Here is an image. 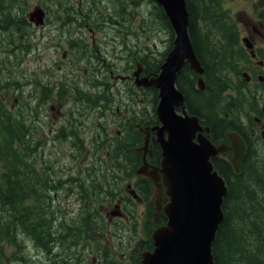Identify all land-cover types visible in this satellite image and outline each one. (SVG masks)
Segmentation results:
<instances>
[{
	"label": "flooded vegetation",
	"instance_id": "flooded-vegetation-1",
	"mask_svg": "<svg viewBox=\"0 0 264 264\" xmlns=\"http://www.w3.org/2000/svg\"><path fill=\"white\" fill-rule=\"evenodd\" d=\"M25 1L21 3H26ZM112 1L109 0L107 3L109 18L102 22L103 25L105 24L102 30L110 32L107 35L99 31L98 27L101 25L96 26L94 18L73 17V10L77 4L69 0L60 1L67 3L68 13L65 15L63 8L61 13L63 16L56 18L48 17L49 9L45 5H34L25 13L21 3L17 2L13 36L18 40L21 39L24 44L13 45L14 49L10 52L0 49V54L4 58L0 62V65L4 64L0 67V80L8 78L11 82V85L0 83V87L6 88L9 98L11 96L10 99L15 103L29 101L31 104L28 103L27 109L31 106L33 112L38 111L37 106H44V119L38 120L33 116L31 120L29 119L28 131L35 137L36 147H41L38 152L43 157L46 152L52 159L54 153L59 152L54 163H42L44 167L42 172L49 177L53 188L47 190L46 194H49L53 204L51 213L53 220L55 218V224L52 221L48 226L50 231L51 229L54 231L55 237L50 239L48 247H43L32 239L35 251L41 249L47 253L44 264L48 262L49 264H83L88 258L84 256L81 248L87 245H92L91 248H94V235L98 238L100 233L99 229L94 232V224H98L96 218L99 216L107 218L109 224L117 220L138 222V218L146 221L147 216H154L158 209V204L156 205L155 202L158 195L155 193L156 188L152 180L137 173L141 165L147 169L159 168L162 158L160 145L153 138L155 131L150 129L158 120L153 117L148 120L139 107L146 90L155 87L137 86L133 73L140 67L139 75H147L146 69H150L148 59L158 56L162 51H155L151 46L146 45L148 39L146 28H142V31L136 30L133 37L131 32L129 34V18L133 14L135 17L136 14L142 15L145 0ZM229 1L208 0V4L213 7V14L209 15L212 18H196L195 26L200 28L201 35L207 36L208 40L227 39L226 43H233L231 48L225 50L230 60L232 58L235 60L233 65L235 69L223 74L225 89L232 91L233 87L228 86L236 87L237 83H241L239 87L245 91L247 98L255 99V103L252 102L255 109L253 110L255 127L261 135L264 131V106H262L264 103V0H238L239 5L230 4ZM149 3L153 4L151 0ZM35 6H40L45 14L40 24H36L29 17L30 11ZM94 9L91 7L89 11L93 16ZM116 29L118 33H114ZM36 36H47L49 41L55 39L53 46L56 45L58 38L61 59L56 63V68L60 71L59 79L54 77L52 70L56 60L50 62L42 72L34 70L27 72L23 69L22 58L27 57L34 50L32 40ZM128 38L131 41H127ZM88 39L91 41L90 44ZM132 39L136 41L132 42ZM74 47L76 51L73 50ZM68 51L78 55H72ZM77 72L83 76L78 75ZM154 72L156 71L152 70L150 74H156ZM200 77L206 85L204 73ZM198 78L199 76L193 82L196 87ZM105 89L109 91L108 96L99 91ZM155 90L153 96L156 99L157 89ZM114 98L121 102L115 103ZM131 101L134 105L129 103ZM114 113L117 114L115 118ZM108 115H111V126L107 123ZM245 115L249 113L246 112ZM39 128L43 139L35 136ZM146 137L147 143H145ZM244 141L248 144L247 140ZM52 148L55 152H51ZM60 154L65 156L66 161L58 162ZM227 155L229 154L224 153L218 156L223 159ZM98 173H101L102 180L98 178ZM159 175L162 197L159 205L163 206L168 198L165 195L160 172ZM100 181H103L101 189L98 188ZM68 183L83 185L87 192L83 202L81 199L84 194L66 191ZM65 195L75 199L71 210L69 204L66 205L61 201V197ZM137 207L140 208L139 213ZM74 211L73 216L81 215L91 219V235L86 238L87 240L84 241L86 244L82 247L78 246V244L82 245L81 242H74L68 247L63 225L56 224L57 220H62L63 215ZM159 211L160 222L164 223L166 217L163 208ZM138 249V242H135L132 258L128 255L129 260L139 258L140 253L147 250V245L140 251ZM107 250L103 249L102 258H98L97 261L99 264H112L109 258L115 256H109ZM15 256L18 259L8 264L27 262L19 260L18 254ZM125 256L127 255L123 254L121 258ZM91 260L93 263L94 255Z\"/></svg>",
	"mask_w": 264,
	"mask_h": 264
},
{
	"label": "trees",
	"instance_id": "trees-1",
	"mask_svg": "<svg viewBox=\"0 0 264 264\" xmlns=\"http://www.w3.org/2000/svg\"><path fill=\"white\" fill-rule=\"evenodd\" d=\"M185 1L189 13L190 38L199 61L204 65L206 85L202 90L194 86L193 82L199 75L188 65H184L177 75L176 85L184 95L189 113L197 115L201 123L210 127V138L213 142L226 140L224 132L235 129L248 143L239 172L233 170L229 155L223 159L212 158L214 168L224 177L228 187L222 203L224 218L212 244L214 261L215 264H264V147L260 148L262 153L259 154L258 144L256 142L252 144L244 127L238 123V120H242L238 114L242 113L243 109L247 108L249 114L255 110L252 106L255 99L247 98L245 91L239 87L241 83H237L236 87L228 86L233 87L232 91L225 89L223 74L235 69L234 58L230 60L225 50L231 48L233 43H226L227 39L208 40L207 36L201 35L200 28L195 26L196 18H209L204 15L213 14V7L208 4V0H198L199 5H196V0ZM152 7L157 10L169 38L166 49L158 56L148 59L150 69H146L147 75H152L150 74L152 70L156 71L154 73L159 71L174 37L173 29L162 7L156 4ZM15 14L14 0H0V49L4 51L14 49L13 44L8 43L12 41L7 40V35H13ZM215 42L217 44H214ZM2 56L0 54V58ZM3 59H0V62ZM3 65L2 63L0 67ZM3 79L0 83L11 85L8 78ZM149 89L156 93L155 88ZM224 92H228L226 97ZM10 100L6 88L0 87V162L5 169L0 173V242L17 246L19 260L28 261L22 252L26 239H33L37 244L48 247L50 239L55 238L54 231L48 229L52 221L55 224V218L53 220L51 213L54 207L49 194H46L47 190L53 188L49 177L42 172L44 170L42 163H54L59 152L54 153L52 159L50 155L48 156L49 153L44 152L43 157L38 152L41 147H36L35 137L30 135L29 123L26 120L27 118L31 120L34 116L32 107L29 106L27 109L28 103H31L27 100H24L25 103L20 101L10 103ZM152 114L153 118H156L155 108ZM245 116L249 120L251 131L255 133V120L249 115ZM71 184L68 183L66 191L84 194L81 199L83 202L87 196L83 185ZM102 184L103 181H100L99 189L102 188ZM76 197L79 199V195ZM153 217L149 215L146 218L148 237L138 242L139 251L145 245L147 249H152L149 235L155 227ZM90 220L89 217L81 215L72 216L67 220L63 215L62 220H57L56 224L63 225L64 232L66 231L65 238L74 237L76 238L74 241H77L80 237L88 238L91 235ZM98 225L94 224V232L99 229ZM98 241L94 235V243ZM103 249L107 250L106 247ZM139 260L140 257H137L130 264H137ZM111 261L112 264H120L115 257H110L109 262ZM2 263L0 259V264ZM83 264L90 263L87 259Z\"/></svg>",
	"mask_w": 264,
	"mask_h": 264
},
{
	"label": "water",
	"instance_id": "water-1",
	"mask_svg": "<svg viewBox=\"0 0 264 264\" xmlns=\"http://www.w3.org/2000/svg\"><path fill=\"white\" fill-rule=\"evenodd\" d=\"M154 1L162 7L174 37L156 74L140 76V67L133 73L137 86L157 89L155 114L158 122L150 129L155 131L153 138L162 150L159 168L147 169L141 165L137 173L152 180L157 194L161 193L160 172L168 200L160 206L162 197L155 199L158 209L153 223H160V208L166 219L151 231L152 249L140 253L138 264H215L212 244L224 218L222 203L228 187L224 177L214 168L212 158L231 154L230 164L239 172L247 147L233 129L224 133L229 143L213 142L208 135L210 127L203 126L197 115L189 113L184 95L176 85L177 74L186 64L199 75L197 87L203 89L205 83L200 77L204 67L190 38L186 1ZM44 15L43 9L35 6L29 17L40 24ZM261 136L264 138V131Z\"/></svg>",
	"mask_w": 264,
	"mask_h": 264
},
{
	"label": "rangeland",
	"instance_id": "rangeland-1",
	"mask_svg": "<svg viewBox=\"0 0 264 264\" xmlns=\"http://www.w3.org/2000/svg\"><path fill=\"white\" fill-rule=\"evenodd\" d=\"M24 1L25 0H16V4L17 2L21 3ZM60 1L61 0H27L25 1L26 3H21L20 5L24 9L25 13H27L34 5H37V4H40L42 6L45 5L49 9L48 17L50 16V17L56 18V17L63 16L61 14L63 8H65L64 9L65 15L68 13L67 3H62ZM69 2L73 4H77V6L73 10L74 11L73 17L94 18L96 26H99V25L102 26V27L101 26L98 27L99 31H101L105 35L110 34L109 31L107 32V31L102 30L104 28V25L102 24V22L105 21V19L109 18V14L107 13V3H109V0H104L102 2H100L99 0H69ZM152 2L153 4H155L153 0ZM229 2L230 4H233V5L240 4V1L238 0H230ZM153 4L149 3V0H145V4L142 7V15L136 14V17H135L133 14L129 18V24H128L130 28L129 34L131 32V37H133L134 35L133 33L136 30L142 31V28H146V35L148 36L146 45L151 46V48H153L155 51H163L167 47V41H166L168 37L167 30L165 26L163 25V22L160 20L157 10L152 7ZM197 4L199 5L200 1L196 0V5ZM91 7L95 8L94 16L93 14L89 12ZM117 9H120V8L117 7ZM204 16L210 17L208 14ZM144 22L145 24H143ZM114 33H118V30H116ZM7 36H8L7 40L12 41V42H8L9 44H13V45L24 44V42H22L21 39L18 40L13 35H7ZM100 37H101V34L99 33V38ZM13 40L15 42H13ZM127 41H131V39L128 38ZM135 41H136L135 39L134 40L132 39V42H135ZM90 43L91 41L90 39H88V44ZM52 44H55V39H53L52 41H49L47 39V36H43V37L36 36L35 39L32 40V45L35 46L34 50L30 52V54H28L27 57L25 56L24 58H22L23 69L27 72H30L32 70L42 72L44 71L46 66L50 65V62H54L56 60L54 64L52 63L53 64L52 70L54 71V77L56 79H59L60 71H58L56 68L57 67L56 63L59 62V60L61 59V54H60L61 50L59 51L60 46H59L58 38L56 39V45L53 46ZM60 45H61V41H60ZM75 49L76 47L73 48L74 51H76ZM68 53L72 55H78L77 53H74V52L68 51ZM77 74L82 75L80 72H77ZM83 79H85V76ZM99 91L100 93H104L106 96L109 95V91L107 89L103 91L101 90ZM223 94L226 97L228 95V92H224ZM70 96L72 97L71 93H70ZM10 98L12 97L10 96ZM142 98L143 100L139 104V107L143 111L144 117H146L149 120L153 117L152 111H153V108H155L157 101L153 96V91L150 89L146 90ZM114 99H115V103L121 102V100L117 98H114ZM10 103H12V100H10ZM129 103L134 105L133 101ZM262 106H264V103L262 104ZM37 107H39V109L38 111H34V116L38 120H43L44 113H45L44 106H37ZM47 112L48 110L46 108V113ZM246 112H248L247 108L246 110L243 109L242 113L238 114L242 119L241 120L242 122L238 120V123H240L242 127H244L245 133L252 140V144L254 142L258 144L259 154H261L262 150L260 148L264 147V140L261 138L260 133L256 127H255V133L254 131H251L249 120L245 116ZM116 115L117 114L114 113L113 117L115 118ZM250 116L251 117L255 116V113L253 112L250 113ZM26 120L28 123H30L29 118H27ZM45 121H46V118H45ZM110 122H111V115H108V121H107L108 126H111ZM35 136L37 138L43 137L42 131L40 128H39V131L35 133ZM223 141L226 142L225 140ZM51 152H55V150L52 148ZM62 161H66V159L64 155L60 154V159L58 162L61 163ZM4 170L5 169L2 167V163L0 162V173L3 172ZM98 178L102 180L101 173H98ZM157 195L160 196L159 191L157 192ZM61 201H63L66 205L69 204V210H71V208L74 206V203H75V199H73L71 196H66V195L61 197ZM139 209L140 208L137 207V213H139ZM74 214H75V211L70 214H66L64 216L67 218V220H69ZM96 219L98 221V224H99L98 226L100 229L99 231L100 233L98 236L99 241L94 243V248H91L92 245H87L86 247L81 248L84 256L88 258V262L92 263L91 258H92V255H94V261L92 264H99L97 262L98 258H102V255L104 252L103 248L106 247V249H108L106 253H108L109 256H115V259L120 264L133 263L132 260H129L128 255H130L131 257V254L133 253V250L135 248V242H139L140 240L148 237L146 233L145 220L144 219L140 220V218H138V222H135V225H133V221L127 222V221L117 220L116 222L114 223L112 222L111 224H109L107 221V218L103 219L99 216ZM74 240H76V238L74 237L66 238L67 246L69 247L74 242H81L82 245L78 244L79 247L80 246L82 247L86 244L84 243V241L86 240V236L80 237L79 240L77 241H74ZM25 247H26L25 251H22V252H23L24 257L28 258L29 260L26 263H22V264H44L45 263L46 261L45 256L47 253H44L41 249L39 251L38 250L35 251L32 239L28 238L25 240ZM108 247H111V248L109 249ZM96 253L98 254V256ZM16 254L19 255L18 248H16L14 244H8V243L2 244V242H0V259L3 261V264L15 262L16 259H18L16 258L17 256H15ZM123 254H126L127 256H125V258H121Z\"/></svg>",
	"mask_w": 264,
	"mask_h": 264
},
{
	"label": "bare ground",
	"instance_id": "bare-ground-1",
	"mask_svg": "<svg viewBox=\"0 0 264 264\" xmlns=\"http://www.w3.org/2000/svg\"><path fill=\"white\" fill-rule=\"evenodd\" d=\"M104 25H105V24H104ZM110 27H111V26H110ZM116 30H117V29H116ZM143 54H144V53H143ZM150 59H151V58H150ZM204 83H205V82H204ZM197 88H198V87H197ZM204 88H205V86H204ZM204 88H203V89H204ZM198 89H199V88H198ZM201 90H202V89H201ZM157 102H158V95H157ZM99 107H100V106H99ZM250 112H251V111H250ZM252 112L254 113V111H252ZM252 112H251V113H252ZM249 116H250V114H249ZM250 117H251V116H250ZM254 117H255V116H253V117H251V118L254 119ZM203 126H207V125L204 124ZM233 130H235V129H233ZM235 131L240 135V133H239L237 130H235ZM240 136L242 137V135H240ZM242 138H243V137H242ZM243 139H244V138H243ZM221 141H223V139H222ZM254 148H255V147H254ZM216 157H219V156H216ZM48 174H49V173H48ZM25 237H26V235H25ZM58 240H59V239H58ZM60 240H61V239H60ZM55 241H56V240H55ZM54 243H55V242H54ZM43 255H44V254H43ZM70 255H71V254H70ZM71 260H72V259H71ZM71 262H72V261H71Z\"/></svg>",
	"mask_w": 264,
	"mask_h": 264
}]
</instances>
